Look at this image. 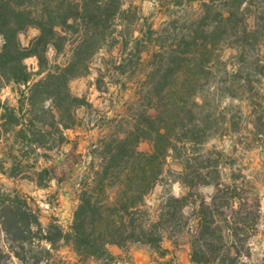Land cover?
<instances>
[{
  "label": "trees",
  "instance_id": "1",
  "mask_svg": "<svg viewBox=\"0 0 264 264\" xmlns=\"http://www.w3.org/2000/svg\"><path fill=\"white\" fill-rule=\"evenodd\" d=\"M159 2L167 19L157 28L124 0H0L1 175L40 189L62 181L42 161L83 124L78 111L90 104L70 85L96 60L100 91L115 85L121 92L134 81L138 94L131 118L120 117V131L92 146L68 229L58 220L43 226L28 198L0 182V264H68L59 255L63 248L77 255L74 264H122L129 260L110 247L128 255L135 245L165 258L171 253L165 240L178 236L188 238L193 264H251L254 240L261 236L264 245L261 201L251 181L227 182L226 155L207 149L220 126L240 128L222 107L226 100L246 102L254 131L260 127L264 0ZM31 28L39 35L25 46L20 36ZM50 50L65 62H51ZM32 57L37 73L26 64ZM143 69L145 78L138 79ZM9 86L17 90L14 102L2 99ZM143 141L151 142V152L139 150ZM170 159L182 170H173ZM175 183L180 196L171 190ZM160 184L168 192L153 208L149 198ZM207 186L212 195L198 192Z\"/></svg>",
  "mask_w": 264,
  "mask_h": 264
},
{
  "label": "rangeland",
  "instance_id": "2",
  "mask_svg": "<svg viewBox=\"0 0 264 264\" xmlns=\"http://www.w3.org/2000/svg\"><path fill=\"white\" fill-rule=\"evenodd\" d=\"M124 7L134 8L143 18H149L150 22L155 23L159 28L167 19L163 15L159 0H124ZM178 11V10H175ZM181 11V16H184ZM252 29L255 28V18L249 19ZM39 35V31L31 28L23 33L20 38L25 46ZM262 58L264 59V42L260 46ZM231 52L227 53V56ZM48 57L51 62L64 63L66 56L61 55L56 59V52L50 50ZM26 64L30 71L37 73L40 69L37 58H29ZM102 67L99 60H96L90 68L87 76L76 79L71 83V90L74 95L85 98L90 104L89 107H82L78 111L83 124L76 130L67 132L69 143L64 145L59 151L52 152V159L48 162L42 161L46 167H54L56 173L62 181L51 182L46 189L38 188L35 183L29 179L11 180L0 174V182L7 189L16 190L28 198L30 205L37 210L40 221L43 226H48L53 220L68 229L73 221L74 212L77 208V195L79 192V181L86 172V167L91 162L90 152L92 146L97 144L104 136L120 131V117L131 118L129 108L138 99L136 82L128 83L123 91L118 87L110 86L109 91H100L97 79L98 69ZM145 69V68H144ZM140 71L138 79L145 78V70ZM42 76H35L40 79ZM255 87L260 85L255 84ZM264 94V83L261 84ZM17 94L16 88L9 86L2 92V99H10L14 102ZM264 102V97H262ZM222 107L228 113H233L239 123L240 128H232L231 124L220 126L219 133L216 134L208 143L207 149L210 151H219L224 153V178L228 182L232 177L243 180L245 177L251 181L255 193L261 201L262 220L261 231L264 230V116L260 127L255 131L252 126L254 117L251 115L250 108L246 102L226 100ZM242 111V113L239 111ZM223 123V120H222ZM228 123L229 120H228ZM256 131L263 133V136H257ZM139 150L145 153L151 152L152 144L149 141H143ZM170 167L175 171H181L182 167L173 159L169 160ZM172 192L176 196L183 193L179 183L172 186ZM213 186L202 187L198 192L204 196H210L214 193ZM167 187L164 184L158 185L149 198L150 205L156 208L161 202L163 196L167 193ZM255 254L251 264H259L262 257L264 245L261 236L254 240ZM164 249H169L176 255L177 264L180 260L190 254V245L187 237L178 236L177 238H167L163 245ZM59 255L63 257L68 264H74L78 257L70 248L61 249ZM159 256V255H158ZM166 260L163 263H167Z\"/></svg>",
  "mask_w": 264,
  "mask_h": 264
},
{
  "label": "crops",
  "instance_id": "3",
  "mask_svg": "<svg viewBox=\"0 0 264 264\" xmlns=\"http://www.w3.org/2000/svg\"><path fill=\"white\" fill-rule=\"evenodd\" d=\"M110 252L117 258L128 259L131 264H162L166 260L174 259L175 264H177L176 255L174 253H170L165 258H161L157 254H154L152 250L148 247L135 245L131 248L128 255L124 253L123 250L118 248L117 246H111ZM88 264H100L97 261H89ZM121 264V263H120ZM180 264H193L190 260V254L180 260Z\"/></svg>",
  "mask_w": 264,
  "mask_h": 264
},
{
  "label": "built area",
  "instance_id": "4",
  "mask_svg": "<svg viewBox=\"0 0 264 264\" xmlns=\"http://www.w3.org/2000/svg\"><path fill=\"white\" fill-rule=\"evenodd\" d=\"M122 264H131V263H130V261H126V262H124Z\"/></svg>",
  "mask_w": 264,
  "mask_h": 264
}]
</instances>
